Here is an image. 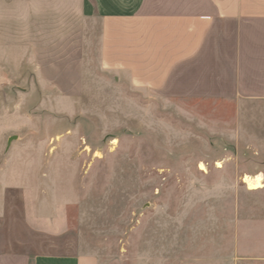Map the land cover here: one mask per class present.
Segmentation results:
<instances>
[{"label":"rangeland","instance_id":"rangeland-1","mask_svg":"<svg viewBox=\"0 0 264 264\" xmlns=\"http://www.w3.org/2000/svg\"><path fill=\"white\" fill-rule=\"evenodd\" d=\"M99 35V24H0V163L57 190L69 224L31 232L12 194L3 249L52 240L108 264H264V187L243 179L264 174V104L166 102L104 70Z\"/></svg>","mask_w":264,"mask_h":264},{"label":"crops","instance_id":"crops-1","mask_svg":"<svg viewBox=\"0 0 264 264\" xmlns=\"http://www.w3.org/2000/svg\"><path fill=\"white\" fill-rule=\"evenodd\" d=\"M12 22L99 24L102 68L166 102L264 104V0H0V24ZM2 165L0 228L15 194L27 229L65 235L67 203L57 190L20 176L21 165ZM8 242L0 236V264H108L85 244L59 253L51 240L49 250L29 253L4 250Z\"/></svg>","mask_w":264,"mask_h":264},{"label":"bare ground","instance_id":"bare-ground-1","mask_svg":"<svg viewBox=\"0 0 264 264\" xmlns=\"http://www.w3.org/2000/svg\"><path fill=\"white\" fill-rule=\"evenodd\" d=\"M217 165L219 167L222 166L221 162H218ZM200 169H205V165L203 163H200ZM243 179L247 184L249 190H256L264 187V174L262 173H258L255 175L245 174Z\"/></svg>","mask_w":264,"mask_h":264},{"label":"water","instance_id":"water-1","mask_svg":"<svg viewBox=\"0 0 264 264\" xmlns=\"http://www.w3.org/2000/svg\"><path fill=\"white\" fill-rule=\"evenodd\" d=\"M13 138H14V137H10L9 141H12Z\"/></svg>","mask_w":264,"mask_h":264}]
</instances>
